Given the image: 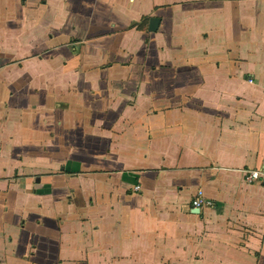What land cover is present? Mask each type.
Segmentation results:
<instances>
[{"label":"crops","instance_id":"crops-1","mask_svg":"<svg viewBox=\"0 0 264 264\" xmlns=\"http://www.w3.org/2000/svg\"><path fill=\"white\" fill-rule=\"evenodd\" d=\"M249 168L264 0H0V264H264Z\"/></svg>","mask_w":264,"mask_h":264},{"label":"built area","instance_id":"built-area-1","mask_svg":"<svg viewBox=\"0 0 264 264\" xmlns=\"http://www.w3.org/2000/svg\"><path fill=\"white\" fill-rule=\"evenodd\" d=\"M242 179L247 184H259L264 186V168H249L243 170ZM134 191L139 189V185L135 184L132 188ZM212 206V202L201 195L200 191L190 200V207L193 209H200L203 207Z\"/></svg>","mask_w":264,"mask_h":264},{"label":"water","instance_id":"water-1","mask_svg":"<svg viewBox=\"0 0 264 264\" xmlns=\"http://www.w3.org/2000/svg\"><path fill=\"white\" fill-rule=\"evenodd\" d=\"M157 23H158V18H156V17L149 18V20H148V26H147V31H149V32L154 31L156 29V27H157ZM197 211L198 210H193L191 212H195L196 213Z\"/></svg>","mask_w":264,"mask_h":264}]
</instances>
